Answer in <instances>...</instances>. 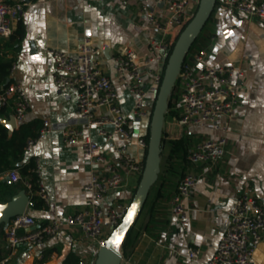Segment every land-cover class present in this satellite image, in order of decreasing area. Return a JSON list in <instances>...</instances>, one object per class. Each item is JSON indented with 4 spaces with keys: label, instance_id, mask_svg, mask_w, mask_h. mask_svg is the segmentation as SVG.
Instances as JSON below:
<instances>
[{
    "label": "crops",
    "instance_id": "1",
    "mask_svg": "<svg viewBox=\"0 0 264 264\" xmlns=\"http://www.w3.org/2000/svg\"><path fill=\"white\" fill-rule=\"evenodd\" d=\"M145 3L154 5L151 0H145ZM155 6L158 14L162 13L161 5ZM211 15L191 53L204 51L205 65L232 66L244 73L237 87L239 104L229 117L217 119V123L226 128L225 155L214 166L180 164L184 170H180L172 183H168L170 176L167 175L166 181H158L152 187L139 216L127 231V238L126 234L123 238L125 243L119 246L120 264H205L215 253L228 226V211L246 187L251 188L264 209V23L228 11L217 2ZM18 22L23 27L22 35L16 36L14 48L5 53L6 59H12L16 66L15 76L25 85L30 101L23 124L38 133L43 122H47L50 130L36 142L33 155L24 151L22 161L26 164L31 158H37L49 203H43L40 209H31L28 202L25 213L39 225L86 207L88 197L83 186L90 173L101 167L90 165L77 145L63 141L62 130L68 127L90 136L101 147L106 161L116 165L123 176V187L105 195L101 206L114 200L127 203L137 185V176L119 167L113 150L117 144L115 141L100 135V128L87 130L83 127L76 115L75 92L53 88L50 79L54 66L47 51L56 49L76 55L81 40L86 37L92 46L100 49L98 62L101 71L114 80L110 56L132 50L139 64L149 56L147 47L153 31L147 20L138 15L133 0H32L13 24V32ZM228 31L231 36L227 35ZM34 56H39V60ZM201 68L196 65L197 70ZM144 79L147 85L149 77L144 74ZM114 86L120 96L119 106L128 118L134 137L144 138L148 119L132 117L133 97L115 80ZM152 102V96L145 101L148 110ZM99 113L104 114L106 110L100 108ZM11 117V109L0 110L2 126V122ZM166 123L174 127L168 139L183 135L188 140V150L200 141L219 136L211 126L178 127L173 118ZM101 129L106 133L112 130L110 126ZM127 151L134 159H143L145 155V151L134 143L127 147ZM7 171L0 172V199L5 202L18 193L5 192L4 184L14 185L5 181ZM191 171L199 179L186 202L188 221L181 226L171 216L170 207L179 177ZM156 195L159 199L152 205ZM150 218L151 223H148ZM104 231L109 234V227L106 226ZM188 248L199 249L198 261L183 257ZM96 251V247L75 229L65 230L38 245L24 244L15 249L7 245L0 233V264H78L81 258L93 263ZM252 261L264 264V235Z\"/></svg>",
    "mask_w": 264,
    "mask_h": 264
},
{
    "label": "built area",
    "instance_id": "2",
    "mask_svg": "<svg viewBox=\"0 0 264 264\" xmlns=\"http://www.w3.org/2000/svg\"><path fill=\"white\" fill-rule=\"evenodd\" d=\"M32 0H0V45L4 44L13 33V24L17 21L22 9ZM121 2L123 0H113ZM138 15L144 17L150 25L153 36L150 38L147 51L149 56L137 63L134 52L127 50L123 54L112 55L109 61L117 81L132 97L131 115L134 118L149 119L150 110L145 101L158 92L162 79V68L178 30L190 19L199 0H151L150 6L145 0H133ZM228 11L237 12L247 18H255L264 23V0H215ZM161 5L162 13L158 14L155 5ZM195 7V8H192ZM175 31V34L173 32ZM54 72L50 82L56 91L71 89L76 94V115L87 130L100 128L99 134L115 141L116 161L125 172L140 177L144 168V158L134 159L127 147L135 144L140 149L147 148L144 138H135L129 126L128 118L119 106L120 96L114 86V80L107 77L100 69L98 56L100 49L92 46L84 37L76 55H68L56 49L47 51ZM179 71L178 100L174 103L177 112L173 118L178 127H208L219 133L216 139H205L194 144L187 152L189 166L200 164L216 165L225 155L227 140L226 128L217 123L221 116L229 117L239 104L238 82L244 73L232 66H209L204 64L205 52L199 51L186 55ZM196 65H201L200 70ZM16 66L12 63L9 69V82L0 89V110L9 108L15 126L26 120L30 101L25 85L15 76ZM144 74L149 77L145 84ZM103 108L106 113L97 114ZM110 126L106 133L101 127ZM47 122L36 137L26 140L24 151L31 155L36 142L49 133ZM63 141L77 145L82 157L92 166L98 165L89 175L83 191L87 194L86 207L61 219H52L37 225L34 219L25 212L11 218L2 228V235L11 249L20 245L35 246L48 238H54L69 229L77 230L81 237L96 249L108 236L104 228H115L127 210L128 203L114 200L101 206V201L111 191L119 190L124 185L122 174L116 165L108 163L101 147L90 136L80 130L68 127L62 130ZM34 166L30 169L36 177V190L32 184L22 179L16 169H9L7 177L14 184L20 183L26 189V196L35 194L44 204L49 199L40 175L37 158L33 157ZM199 176L186 172L179 180L170 207L171 216L181 226L188 221L189 209L186 202L198 182ZM21 231V233H19ZM264 235V209L254 196L251 188L246 187L228 211V226L220 237L215 253L205 264H254L252 256ZM198 248H188L183 256L189 261H198ZM78 264H93L81 258Z\"/></svg>",
    "mask_w": 264,
    "mask_h": 264
},
{
    "label": "water",
    "instance_id": "3",
    "mask_svg": "<svg viewBox=\"0 0 264 264\" xmlns=\"http://www.w3.org/2000/svg\"><path fill=\"white\" fill-rule=\"evenodd\" d=\"M216 1L199 0L195 13L180 31L171 52L167 58L161 83L156 94L150 117V134L147 142L144 168L140 175L135 193L128 204L127 210L120 223L113 229L97 248L93 264H120L121 253L119 246L130 228L139 216L152 185L157 180L160 171V142L164 124V116L168 109V98L175 86L183 61L188 54L193 42L209 19ZM9 80L6 81L8 83ZM11 134L16 128L13 117L2 122ZM7 183L10 179L5 178ZM29 202L24 191L18 192L6 203H0V226H6L11 218L26 211ZM119 238V243H116Z\"/></svg>",
    "mask_w": 264,
    "mask_h": 264
},
{
    "label": "trees",
    "instance_id": "4",
    "mask_svg": "<svg viewBox=\"0 0 264 264\" xmlns=\"http://www.w3.org/2000/svg\"><path fill=\"white\" fill-rule=\"evenodd\" d=\"M196 8H195V11H196ZM195 11H194V13H195ZM211 16L212 15H210L206 24L209 23ZM190 19H188L185 22V24L178 30L176 37L178 36L180 31L185 27V25L189 22ZM206 24L204 25L201 32L199 33V35L197 36V38L193 42L191 48L196 43V41H198L201 38V36L203 34L202 31L205 28ZM22 32H23L22 24L20 22H18L16 30L10 35L8 41H6L4 44L0 45V89L7 86L8 83H6V81L9 80V69H10L11 64L13 63L12 59H6L5 51L14 48L15 43L17 42L16 36H21ZM176 37L172 42V45L170 47L168 54L166 55L165 62L167 61V58L171 52V49L174 45ZM191 48H190L188 54L191 52ZM186 58H187V56H186ZM164 67H165V65L163 66L162 71H164ZM178 86H179L178 82L176 81L175 86H174V88H173V90H172V92L168 98V109H167V112L164 116V123L166 122V120L174 118L177 115V112L174 110V103L178 100ZM155 99H156V96L154 97L153 102H152V106H151V110H150V117H151L152 108H153V104L155 102ZM150 117L148 119L147 132L144 136L146 144L148 142L149 134H150L149 133L150 132ZM37 134L38 133H34L31 131L29 125L23 124V125H20L14 133H12L11 135H8L6 128L0 124V172L5 171V170H9V169H16L22 179H26L27 181H29L32 184V191L33 192L36 190V184H35L36 177L33 173L30 172V169L34 166L33 158H31L26 164H22V161L24 158V146H25L26 140L28 138L36 137ZM163 136H164V124H163V129H162L161 142L163 140ZM165 144L167 147L166 157H165L164 163L162 164V166H160V171H159V174L157 176V180L152 185V187L158 181H162V180L166 181L167 175L170 176V178L168 179V183H172V180L174 178H176L177 174L180 173V170H184V168H182L180 164L185 163L187 165V161H186V156H187V152H188V140H187V138H185L183 135H180V137H178V138H171V139L167 138L165 140ZM161 145L162 144H160V150H161ZM145 155H146V149H145ZM145 155H144V159H145ZM175 165H178V166L174 167ZM182 176H183V174L179 177V180ZM139 178L140 177L137 178V183L139 181ZM4 187L6 190L5 192H7V194H14V193H17L20 191L26 192V189L21 184V182L16 183V184L11 185V186L4 184ZM136 187H137V185H136ZM136 187L132 190L131 197L127 202L128 204L130 203V201H131V199L135 193ZM152 187L150 188V190L152 189ZM150 190H149V192H150ZM148 195H149V193H148ZM158 199H159V195H156L153 198L152 205ZM1 202H5V201L0 199V203ZM29 203H30L31 209H40L41 207H43V202L35 194H33L29 197ZM150 212H152V211H150ZM150 217H152V216H150ZM148 223H151V218L149 219ZM2 228H3V226H0L1 235H2ZM127 234H128V232L126 233V238H127ZM125 241L126 240L124 239L121 244H124Z\"/></svg>",
    "mask_w": 264,
    "mask_h": 264
},
{
    "label": "rangeland",
    "instance_id": "5",
    "mask_svg": "<svg viewBox=\"0 0 264 264\" xmlns=\"http://www.w3.org/2000/svg\"><path fill=\"white\" fill-rule=\"evenodd\" d=\"M206 26H207V24H206ZM206 26H205V28H206ZM205 28L203 29L202 33L204 32ZM197 42L198 41H196V43L191 48V52L195 49V45L197 44ZM166 122H167V120H166ZM165 123H164V136H163V140H162V142H160V144H162L161 145V151H160V154H161L160 155V166H162V164L164 163V160H165V157H166V153H167V147H166V144H165V140L169 137V135L171 133V130L174 129V127H170V126H168L167 123L166 124Z\"/></svg>",
    "mask_w": 264,
    "mask_h": 264
},
{
    "label": "snow or ice",
    "instance_id": "6",
    "mask_svg": "<svg viewBox=\"0 0 264 264\" xmlns=\"http://www.w3.org/2000/svg\"><path fill=\"white\" fill-rule=\"evenodd\" d=\"M227 35H228V36H231V35H232L231 31H228V32H227ZM33 58L39 60V56H34ZM116 243H119V238H117Z\"/></svg>",
    "mask_w": 264,
    "mask_h": 264
}]
</instances>
